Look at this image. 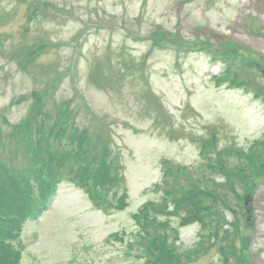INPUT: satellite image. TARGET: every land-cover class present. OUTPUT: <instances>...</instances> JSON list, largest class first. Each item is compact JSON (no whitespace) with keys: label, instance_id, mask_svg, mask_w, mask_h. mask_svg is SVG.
Wrapping results in <instances>:
<instances>
[{"label":"rangeland","instance_id":"obj_1","mask_svg":"<svg viewBox=\"0 0 264 264\" xmlns=\"http://www.w3.org/2000/svg\"><path fill=\"white\" fill-rule=\"evenodd\" d=\"M46 90L47 111L69 103L73 135L86 130L99 145V133L125 171L119 196L97 203L66 167L48 211L14 242L19 264H145L155 251L137 244L134 214L163 203L170 167L183 173L175 189L215 190L206 204L217 212L182 222L171 200L187 192L177 191L162 217L177 233L157 264H264V165L251 179L229 177L264 145V0H0V128L9 132ZM213 133L219 171L202 150ZM60 140L53 148L69 144ZM11 146L0 143V159L16 155L20 168L28 149Z\"/></svg>","mask_w":264,"mask_h":264},{"label":"trees","instance_id":"obj_2","mask_svg":"<svg viewBox=\"0 0 264 264\" xmlns=\"http://www.w3.org/2000/svg\"><path fill=\"white\" fill-rule=\"evenodd\" d=\"M43 44V43H41ZM39 45V49H45L44 45ZM237 49L241 47L235 46ZM245 49V48H242ZM30 53L27 58H34L36 50L29 49ZM238 75H234V80L238 79ZM47 90L44 94L33 92V104L29 114L17 124L11 125V130L5 132L0 128V143L7 142L10 139L12 146L7 148L10 153H22L24 149H28L27 155H22L25 163L20 168L16 165L17 157L12 155L9 159H0V264H19L21 251L16 248L14 242L20 237L25 222L35 220L43 213L52 197L57 193V186L64 178L62 176L64 170L69 168V175L73 176L72 180H82L88 188L91 198L97 203L108 202L110 195L118 197V188L122 179L123 168L117 160L110 157L107 142L102 139L99 133L92 135L95 141L100 143L96 145L91 142V137L86 130L80 131L76 136L74 131L79 129L75 126L74 115L69 103L61 104V109L55 112L47 111L46 105L49 103L47 99ZM20 102V101H17ZM5 124L10 122L5 118ZM71 129V132L69 130ZM6 134V135H3ZM36 136L35 143H31V137ZM69 141L67 146H59L53 148V144L58 140ZM28 141V142H27ZM88 143H91L89 146ZM18 146H14L17 145ZM212 148L213 142H208L206 148ZM258 152L251 151L245 154L247 162L240 163L241 166L230 167L229 177L236 179H251V172L254 168L260 171L264 162L258 161L259 154L264 152V145L260 146ZM33 148V149H32ZM258 156L253 158V153ZM252 161H256L253 165ZM219 168L213 167L214 171ZM177 174L180 169H177ZM175 175V174H174ZM183 177V174H180ZM180 177L174 176L171 180H167L166 184L170 188L166 191L161 205L148 203L139 210L134 217L139 231L135 234L141 249L150 253L155 251V256L148 259V264H157V258L163 262L164 254H167V245L171 239L170 231L173 234L177 230L170 229L168 220L163 221L159 215H166L174 211L182 210L185 216L182 222L187 223L193 219L199 218L201 210L206 212H217L209 204H206L209 193L211 196L216 195V191L211 189L205 191L208 194L202 195L199 191L191 186L185 189H173ZM187 178V177H186ZM211 180V179H210ZM199 181V180H197ZM216 185V182L212 180ZM203 183L206 186L209 180H201L197 184ZM187 192L185 196H179L171 200L176 192ZM95 191V196L92 194ZM172 195V196H171ZM187 196V197H186ZM210 196V197H211ZM217 197L222 202H226L221 195ZM173 202L174 211H163L167 202ZM119 207L127 204V195L123 194L117 201ZM169 215V214H167Z\"/></svg>","mask_w":264,"mask_h":264},{"label":"water","instance_id":"obj_3","mask_svg":"<svg viewBox=\"0 0 264 264\" xmlns=\"http://www.w3.org/2000/svg\"><path fill=\"white\" fill-rule=\"evenodd\" d=\"M249 203V201H246V204H248Z\"/></svg>","mask_w":264,"mask_h":264}]
</instances>
